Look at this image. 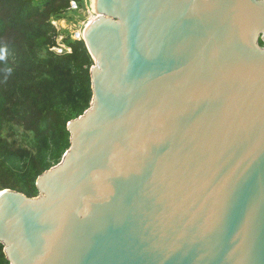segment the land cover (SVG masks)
<instances>
[{
    "label": "water",
    "instance_id": "obj_1",
    "mask_svg": "<svg viewBox=\"0 0 264 264\" xmlns=\"http://www.w3.org/2000/svg\"><path fill=\"white\" fill-rule=\"evenodd\" d=\"M93 97L38 195L0 190L10 264H264V0H96Z\"/></svg>",
    "mask_w": 264,
    "mask_h": 264
},
{
    "label": "trees",
    "instance_id": "obj_2",
    "mask_svg": "<svg viewBox=\"0 0 264 264\" xmlns=\"http://www.w3.org/2000/svg\"><path fill=\"white\" fill-rule=\"evenodd\" d=\"M70 2L0 0V190L38 195L39 175L70 147L68 122L92 101L94 60L85 42L60 40L52 23L78 12ZM0 264H10L2 243Z\"/></svg>",
    "mask_w": 264,
    "mask_h": 264
},
{
    "label": "rangeland",
    "instance_id": "obj_3",
    "mask_svg": "<svg viewBox=\"0 0 264 264\" xmlns=\"http://www.w3.org/2000/svg\"><path fill=\"white\" fill-rule=\"evenodd\" d=\"M85 6L78 8V12H70L65 17L54 20L52 23L60 32V40L67 38L68 36L75 39L76 32L86 26L94 15L95 8L93 6V0H84Z\"/></svg>",
    "mask_w": 264,
    "mask_h": 264
},
{
    "label": "built area",
    "instance_id": "obj_4",
    "mask_svg": "<svg viewBox=\"0 0 264 264\" xmlns=\"http://www.w3.org/2000/svg\"><path fill=\"white\" fill-rule=\"evenodd\" d=\"M70 8L73 9V10H77L78 9V4L75 0H71L70 2ZM94 11V10H93ZM95 16V11H94V15L92 16V18ZM85 28V27H84ZM84 28L83 30L79 29L77 32H76V37L75 39H78V40H83V32H84ZM64 44H61L60 46H57V47H54V49L61 53L64 51Z\"/></svg>",
    "mask_w": 264,
    "mask_h": 264
},
{
    "label": "bare ground",
    "instance_id": "obj_5",
    "mask_svg": "<svg viewBox=\"0 0 264 264\" xmlns=\"http://www.w3.org/2000/svg\"><path fill=\"white\" fill-rule=\"evenodd\" d=\"M95 3H96V0H93V6H94V8H95Z\"/></svg>",
    "mask_w": 264,
    "mask_h": 264
}]
</instances>
